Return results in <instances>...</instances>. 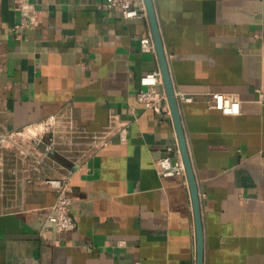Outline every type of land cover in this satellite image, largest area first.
I'll use <instances>...</instances> for the list:
<instances>
[{
    "label": "crops",
    "instance_id": "0c3cea01",
    "mask_svg": "<svg viewBox=\"0 0 264 264\" xmlns=\"http://www.w3.org/2000/svg\"><path fill=\"white\" fill-rule=\"evenodd\" d=\"M32 1L41 21L21 37L14 0L0 5V146L55 115L69 122L76 152L0 150V264H197L187 174L157 166L181 155L172 114L136 95L141 75L160 69L157 53L141 49L148 16L126 18L109 0ZM155 3L176 89L194 95L181 111L204 264H264V0ZM213 91L237 92L241 111L211 106ZM106 132L107 143L92 142ZM63 175L76 226L58 232L48 219L57 193L41 179Z\"/></svg>",
    "mask_w": 264,
    "mask_h": 264
},
{
    "label": "built area",
    "instance_id": "2783aa9c",
    "mask_svg": "<svg viewBox=\"0 0 264 264\" xmlns=\"http://www.w3.org/2000/svg\"><path fill=\"white\" fill-rule=\"evenodd\" d=\"M0 0V5H1ZM16 9L21 11V19L13 25V29L17 33V37H21L22 29L29 26H36L40 23V9L36 3L32 0H14ZM109 7L119 8L122 15L126 18L132 17H147V10L144 0H109ZM141 49L147 52H156L155 42L152 32L141 37ZM179 100L191 101L194 99V95L177 90ZM137 98L141 101L146 108L153 109L160 114L170 113V104L168 96L163 85V78L160 69L146 71L140 77V87L136 92ZM211 99V106L221 109L226 113H239L241 111V98L237 92H222L213 91ZM58 117L53 115L46 120V124L52 123ZM32 126L27 127L31 129ZM103 136V133H96L92 135L93 143L105 144L110 138ZM129 133L128 122H121L120 128L117 134L121 140H127ZM12 134H10L11 136ZM9 136V135H8ZM3 136L2 139H5ZM101 138V139H100ZM38 143L40 140L37 141ZM36 142V143H37ZM54 141L46 147L47 151L52 149ZM37 144L34 148L36 149ZM172 146L168 147V151H172ZM180 151V148H177ZM177 151V152H178ZM25 154H32L30 147L22 149ZM34 155V154H33ZM40 159V158H38ZM157 166L160 173L164 175L170 174H186V167L184 160L180 153L174 157L170 152L165 153L157 159ZM70 176H46L41 179L43 185L49 186L56 190V200L52 206V210L48 216V219L55 224V228L58 232H66L73 229L76 226V220L71 212L72 198L68 194L70 189ZM128 264H142L139 260L129 262Z\"/></svg>",
    "mask_w": 264,
    "mask_h": 264
},
{
    "label": "water",
    "instance_id": "95a60500",
    "mask_svg": "<svg viewBox=\"0 0 264 264\" xmlns=\"http://www.w3.org/2000/svg\"><path fill=\"white\" fill-rule=\"evenodd\" d=\"M147 10V16L151 25V32L155 42L156 53L159 60L160 70L163 78V85L166 90L168 101L170 104L171 114L176 127L179 148L186 167V174L192 192L194 204V214L196 221V236H197V264H204V229L201 214V197L197 178L189 151L185 129L182 119L181 101L179 100L177 89L173 80L170 68V61L164 41L162 27L160 24L158 11L155 0H144Z\"/></svg>",
    "mask_w": 264,
    "mask_h": 264
},
{
    "label": "rangeland",
    "instance_id": "374dc122",
    "mask_svg": "<svg viewBox=\"0 0 264 264\" xmlns=\"http://www.w3.org/2000/svg\"><path fill=\"white\" fill-rule=\"evenodd\" d=\"M68 123L69 122L67 120H61L60 118H57L50 124L44 123L39 127L32 126L31 129H23L20 133H17V135H14L13 138H11L15 139L16 141L14 145H9V147L6 145L0 146V150L8 149L11 151L12 148L14 149L16 147L19 152L22 149L29 147V144H36L35 142H37L38 140H40L41 143H47V146L50 145L52 141H54L55 143L52 149L48 151L45 147L42 148L41 144L38 145V142L36 149L30 147V150H32L33 152L32 154H29L32 155L31 159H38L45 155L47 157L48 155H58L63 157L66 156V154L71 156L76 152V149L73 148L72 144L70 143V140L73 139V135L75 134L71 132ZM4 143L6 144L7 142Z\"/></svg>",
    "mask_w": 264,
    "mask_h": 264
}]
</instances>
